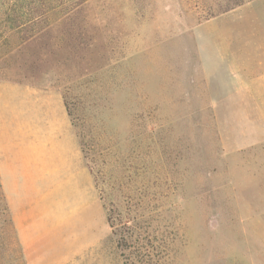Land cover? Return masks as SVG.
I'll return each mask as SVG.
<instances>
[{
  "label": "rangeland",
  "instance_id": "rangeland-1",
  "mask_svg": "<svg viewBox=\"0 0 264 264\" xmlns=\"http://www.w3.org/2000/svg\"><path fill=\"white\" fill-rule=\"evenodd\" d=\"M29 1L0 10V80L61 91L108 264H264V0ZM0 264H27L1 192Z\"/></svg>",
  "mask_w": 264,
  "mask_h": 264
},
{
  "label": "crops",
  "instance_id": "crops-1",
  "mask_svg": "<svg viewBox=\"0 0 264 264\" xmlns=\"http://www.w3.org/2000/svg\"><path fill=\"white\" fill-rule=\"evenodd\" d=\"M0 192L27 264L41 240L60 248L46 264L109 263L94 228L107 226L103 206L59 89L0 80Z\"/></svg>",
  "mask_w": 264,
  "mask_h": 264
},
{
  "label": "trees",
  "instance_id": "trees-1",
  "mask_svg": "<svg viewBox=\"0 0 264 264\" xmlns=\"http://www.w3.org/2000/svg\"><path fill=\"white\" fill-rule=\"evenodd\" d=\"M246 1L248 0H221L219 5H217L215 13L210 15V17L225 14L235 8L242 6ZM39 4L41 3H36V1H29L27 3V0H0V10H4L7 19L5 20V22L8 24L10 29L16 30L24 25V22L22 20L24 18V13L22 12V10H24L26 7H29L31 10L37 12V10L43 8L42 6L44 5L42 3L41 6L38 7V9L35 8L36 5L38 6ZM36 15L41 16L42 14L38 12L36 13ZM110 228H112V226H110ZM112 232V234L115 236L116 231ZM117 248H121L119 243L117 244Z\"/></svg>",
  "mask_w": 264,
  "mask_h": 264
}]
</instances>
